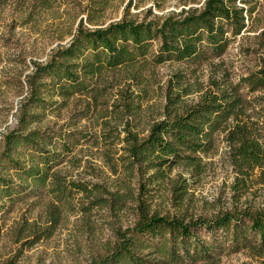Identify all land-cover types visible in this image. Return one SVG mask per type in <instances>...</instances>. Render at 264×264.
Wrapping results in <instances>:
<instances>
[{"label": "trees", "instance_id": "obj_1", "mask_svg": "<svg viewBox=\"0 0 264 264\" xmlns=\"http://www.w3.org/2000/svg\"><path fill=\"white\" fill-rule=\"evenodd\" d=\"M12 1L26 0H0V7ZM29 1L34 8L52 5V0ZM238 2L204 0L200 8L178 14L123 17L105 26L87 27L79 20L69 42L53 48L46 60L33 62L25 75L26 95L16 125L0 144V239L8 233L4 218L15 203L31 199L40 208L32 219L22 216L9 231L14 242L31 246L52 234L64 209H73L81 194L87 202L75 201L82 211L98 205L117 213L129 201L135 215L131 225L112 226L113 245L87 264H184L187 259L212 258L225 246L262 254L264 202L254 210L233 207L210 218L184 211L162 214L151 207L153 192L161 185L169 186L175 205L181 206L188 188L184 173L200 176L206 165L203 155L219 140L235 172V196L263 175L264 107L263 112L254 111L256 99L251 97L264 91V10L252 18L257 2ZM102 3L96 0V6ZM248 19L261 25L254 35L260 52L257 69L234 83L213 74L205 88L195 89L185 70L212 64L247 31ZM87 20L93 23L95 15L89 12ZM165 62L180 66L167 81L161 117L142 134L135 121L148 91L146 72L151 76ZM194 91L200 92L198 98L189 103L186 96ZM72 103L66 122L56 127L44 122L47 113ZM108 137V146L99 145L98 157L113 174L135 179L136 194L129 185L112 191L104 183L68 177L67 165L81 161L75 150L89 141L102 144ZM12 263L8 259L2 264Z\"/></svg>", "mask_w": 264, "mask_h": 264}, {"label": "rangeland", "instance_id": "obj_2", "mask_svg": "<svg viewBox=\"0 0 264 264\" xmlns=\"http://www.w3.org/2000/svg\"><path fill=\"white\" fill-rule=\"evenodd\" d=\"M102 1V5L96 6V0H52L49 8H34V2L26 0L22 4L12 1L0 7V144L3 134L16 125L17 109L26 95L25 75L30 72L33 62L46 60L53 48L69 42L79 20L87 27H96L105 26L123 17L136 20L157 19L178 14L191 7L200 8L204 0ZM255 1L257 3L252 18L262 15L264 10V0ZM236 2L239 4L238 0ZM89 12L95 15L93 23L87 20ZM247 22V31L237 35L225 52L211 61L212 64L204 62L185 70L187 80L194 83L195 89L205 88L213 74L217 77L226 76L234 83L241 76L257 69L260 52L257 50L254 35L261 29V25L251 19ZM179 66L165 62L154 67L151 76L146 72L149 78L148 91L141 103L139 120L135 121L136 129L142 130V134L146 133L153 120L161 117L167 81ZM199 93L194 91L189 94L186 96L187 101H196ZM252 96L251 98L256 99L254 111L263 112L264 91H257ZM73 103L59 112L47 113L44 122L54 127L66 122L72 113ZM109 141L108 137L102 144H89V141L80 145L75 152L81 161H75V167L67 165L68 177L84 178L101 185L104 183L112 191L117 186L123 189V186L129 185L133 194H136L135 179L128 181L122 174H113L99 159L98 154L102 150L98 149L99 145L108 146ZM119 146L118 144L115 148ZM111 149V152H114L113 147ZM120 153L121 150H118L117 154ZM203 159L206 165L200 176L190 178L184 173L188 177V188L181 206L175 205L169 186L165 188L161 185L155 189V193L153 192L151 207L162 214H179L184 211L194 218H210L233 207L254 210L262 206L264 170L263 175L253 180L248 190L237 197L232 189L235 172L230 164L225 143L219 140L212 151L203 155ZM177 170V167L174 168L172 175ZM255 174L257 177L258 169ZM81 196L78 194L76 199L82 198L84 203L87 202V199ZM75 200L73 209H64L52 234L31 246L14 242L9 231L12 224L18 222L22 216L32 219L40 212V208H34L35 204H31V199L15 203L4 218L5 230L8 233L0 239V264L8 259L12 260V264H87L93 257L105 254L113 245L112 226L124 228L135 220L133 205L129 201L119 212L112 213L108 207L98 205L90 211H82ZM198 233L202 238L209 239L204 230ZM184 264H264V252L259 255L248 248L234 251L225 246L212 258H199L196 261L187 259Z\"/></svg>", "mask_w": 264, "mask_h": 264}]
</instances>
